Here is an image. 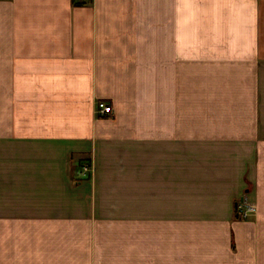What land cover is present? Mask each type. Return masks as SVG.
Wrapping results in <instances>:
<instances>
[{"label":"crops","instance_id":"crops-1","mask_svg":"<svg viewBox=\"0 0 264 264\" xmlns=\"http://www.w3.org/2000/svg\"><path fill=\"white\" fill-rule=\"evenodd\" d=\"M0 264H264V0H0Z\"/></svg>","mask_w":264,"mask_h":264},{"label":"built area","instance_id":"built-area-1","mask_svg":"<svg viewBox=\"0 0 264 264\" xmlns=\"http://www.w3.org/2000/svg\"><path fill=\"white\" fill-rule=\"evenodd\" d=\"M112 111V106L109 103H106L104 101H101L98 103L97 112L100 114H106ZM83 173L86 174L87 172L90 173L92 170V166L90 163L85 164L82 166ZM256 212V205L249 201L246 198H243L241 201L237 203V217L239 218H246L251 216Z\"/></svg>","mask_w":264,"mask_h":264},{"label":"rangeland","instance_id":"rangeland-1","mask_svg":"<svg viewBox=\"0 0 264 264\" xmlns=\"http://www.w3.org/2000/svg\"><path fill=\"white\" fill-rule=\"evenodd\" d=\"M88 163H90V165L92 166V170L90 171V173H92L93 170L95 169V168H94V165H93L92 162H90V161H86V162H84V163L82 164V166L85 165V164H88ZM82 166H81V168H82ZM81 173H82V175H83V168H82V170H81ZM246 199H247V198H246Z\"/></svg>","mask_w":264,"mask_h":264}]
</instances>
